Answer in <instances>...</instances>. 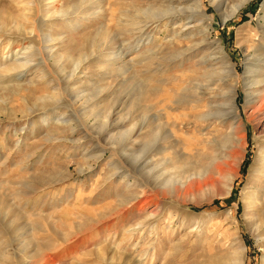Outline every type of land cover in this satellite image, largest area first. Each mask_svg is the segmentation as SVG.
<instances>
[{
    "label": "rangeland",
    "instance_id": "1",
    "mask_svg": "<svg viewBox=\"0 0 264 264\" xmlns=\"http://www.w3.org/2000/svg\"><path fill=\"white\" fill-rule=\"evenodd\" d=\"M262 26L264 0H0V264H232L238 226L242 264H264V224L246 205L264 151V108L246 102ZM218 46L237 70L239 120L217 76L226 115L183 135L173 121L204 108L197 86L222 71ZM159 122L187 142L165 152Z\"/></svg>",
    "mask_w": 264,
    "mask_h": 264
},
{
    "label": "bare ground",
    "instance_id": "2",
    "mask_svg": "<svg viewBox=\"0 0 264 264\" xmlns=\"http://www.w3.org/2000/svg\"><path fill=\"white\" fill-rule=\"evenodd\" d=\"M196 3L199 6V8H201V4L203 3V0H196ZM200 11H201V9H200ZM237 12H238V8H236L235 11L230 16H227L226 18L228 19L229 17L234 16ZM226 18H224V21H226ZM251 42H252V44L248 48V51H247L248 55H250L251 52H254V53L257 52L256 50L259 47L262 46V43L264 44V26H262L255 33V38H253ZM218 49L220 51V54H222V56H223V68H222V71L217 72V70H214V73H212V75L209 77L208 82L206 81L208 84L205 83L206 85H203V88H201L202 85L201 86H197L198 90L196 89L197 90V92H196L197 97L199 95H202L201 93H203V95H205L204 94V90H206L208 92V93H206V95H208L206 100L203 99V101H204V106L203 107L204 108L202 110H200L201 107H199L198 104L196 103V105L194 104L195 106L192 107L191 110H193V111H192V113H190V115H188V114H180V116L175 118V121H173L174 122L173 126L175 127V129H177L178 131L182 132L183 135H185L184 131L187 128H189L192 125L196 126L198 123H200L199 121H204L205 122V120L209 119V117L217 116L220 113L223 114V116L226 115L225 111L227 109L222 108V106L217 103V100L219 98V96H218L219 93L217 94V88L213 87V86H215V85H213V83L215 82L214 78L217 77V76L219 77V81L228 82L229 83V86H228V89H227V92H226V96H225L227 99H230V100H228L229 101L228 102V108H230V112L228 114L231 115L232 118L238 119L237 118L238 117L237 116L238 106L235 104L236 88H237V83H238V81H237L238 80L237 70H236L234 64L231 62V60L229 58V55L222 49V47L218 46ZM261 56H262V58L259 59V62H264V59H263L264 54H262ZM245 74H246V78L249 79V80H252V78L254 77V72L251 71L250 65H248V68H247V71H246ZM261 77H262V79L260 81L254 83V84L251 83L252 84L251 87L252 86H258L260 88L258 89V91H252V93L247 97V101H246L247 105H253V104L260 103V105H261L260 107L264 108V73H261ZM254 93H257V94H254ZM196 95L194 96V94H192L190 96V98L193 99L194 97H196ZM222 97H223V95H222ZM196 110H199V112L196 111ZM167 126H169V125L167 124ZM167 126L165 125V122L164 123L159 122L157 124V126L155 127V129H154L155 132L153 133L156 138H159V136L161 135V133L164 130L163 133H165L167 141L172 139V142L170 144H174V145L167 146V147H163L162 145H159V147L163 148L165 150V152H168L169 149H172V148H174L176 146L178 147V145H180L181 143L187 142V138L179 137L178 139H176L177 138L176 134L178 132H175V131L173 132L172 130H169V128ZM145 127H147L146 124H145ZM170 127H171V125H170ZM163 133H162V136H163ZM234 142L238 143L239 140L235 139ZM147 145H149V142L145 141V143L143 145L144 148H142V151H141V155H140L141 157L147 156L148 151L150 150V149L147 150V148H146ZM170 163H171V161L168 158L165 159V164L166 165H169ZM259 163L261 164L262 169L259 171L260 173L257 175V183H258L257 186H258V188L256 189L255 192H253V193L248 195L246 205H247L248 208L255 209L253 214L255 216H257L258 219L256 221L259 222L261 224V226H262L264 224V220L262 218V216H264V151L261 152V154H260V162ZM236 168L237 167H235V170H233L231 172H229V171L228 172L227 171L222 172L223 174H225L224 177H225L226 181H224V182L225 183L227 182V185H226L227 186V192H226L227 196L231 195V192H232L233 187H234V182H235V180L238 177V170ZM172 176L173 175L169 176L166 173L160 176L161 178L162 177L164 178V182H163L164 188L168 189V188H171V187L173 188L174 187L176 182H175L174 177H172ZM198 183H199V181H198ZM181 185H182V183H181ZM181 185H180V188H181ZM192 185H193V183H192ZM182 186H184V184ZM211 186H213L211 181L210 182L209 181H207V182L205 181L204 183H199V184L195 185L196 189H200V191L203 190L202 188H208V187H211ZM215 186H214V188H215ZM150 187H151V185H150ZM153 188L156 189V187H154V186H153ZM184 188H185L184 192L187 193V194L192 189L191 186L189 188H186V187H184ZM145 192H147V190ZM145 192H144V194H146ZM192 192H193V190H192ZM173 193H174V191H173ZM180 193H178V194H180ZM190 194H188V195H190ZM181 195H182V193H181ZM227 196H225V197H227ZM141 197L143 198L142 199L143 201L139 200ZM141 197H139V196L134 197L132 202L135 201V200L136 201L139 200L138 204L141 205V208H145V207L149 206L151 203L154 202V200H150V199L149 200H147V199L145 200V197H148V195H144V196H141ZM149 198H150V196H149ZM130 203H131V201H130ZM186 213H187L186 215L184 214L183 216L180 217V222H186L187 218L195 219V215H193V214L191 215L190 214L191 215L190 216L188 214V212H186ZM187 215H189V216H187ZM234 219L235 218L233 217V212H232V210H230L228 212L227 216H226L225 221L226 222L230 221L233 224V226L235 224L238 225L237 222L234 221ZM238 228H239V226H238ZM237 229L234 230V233H232V235L235 237V241H236V249H234V251L231 253V256L233 258L232 261L234 262V263L232 262V264H242L243 261H244L245 251H246V249L244 247V244H243V240H242V238L240 236V232ZM260 229L261 228H258L259 231H260ZM230 230H233V227H231ZM134 231L131 232L132 235L135 233ZM263 246H264V242H263ZM129 261L130 260H126L125 264H129ZM50 262H51V260L48 257L46 259V263L48 264ZM135 263L133 262L132 264H135Z\"/></svg>",
    "mask_w": 264,
    "mask_h": 264
}]
</instances>
